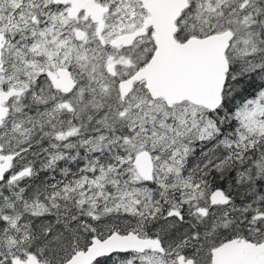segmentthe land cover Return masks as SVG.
Wrapping results in <instances>:
<instances>
[{
  "label": "snow or ice",
  "instance_id": "obj_1",
  "mask_svg": "<svg viewBox=\"0 0 264 264\" xmlns=\"http://www.w3.org/2000/svg\"><path fill=\"white\" fill-rule=\"evenodd\" d=\"M0 264H264V0H0Z\"/></svg>",
  "mask_w": 264,
  "mask_h": 264
}]
</instances>
